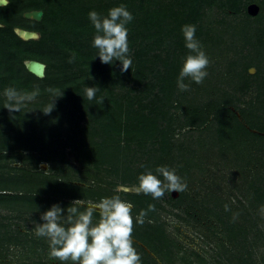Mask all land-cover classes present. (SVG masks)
I'll return each instance as SVG.
<instances>
[{
    "label": "trees",
    "instance_id": "trees-1",
    "mask_svg": "<svg viewBox=\"0 0 264 264\" xmlns=\"http://www.w3.org/2000/svg\"><path fill=\"white\" fill-rule=\"evenodd\" d=\"M134 1H113L107 3L104 8H101L93 5L92 0H9L6 7H0V92L4 93L6 88H15L20 93V97L18 98L29 100L26 101V105L21 104L19 100L17 102L9 101L6 103L5 101L3 102L2 95H0V153L3 154L2 156L0 155L1 188L10 189L12 187L15 190L21 183L25 184V182L21 181V178L18 179L11 176V172L14 171L9 163L13 159V156L10 155L12 152L27 151L29 153L32 151L43 154L39 158L28 156L26 159L17 155L16 159L20 163H24L26 160L30 161V163H35V166L36 163L39 164L41 162L51 163L52 160L44 154L45 147L39 145L43 144L47 139L58 140L63 135L67 136V133L64 134V131L70 134L68 140L71 145H74L76 149H83V155L81 156V153L78 151L79 155H74V158L85 171L86 167L91 164L101 166L108 163L114 156L115 150H119L116 147L117 139L113 134L119 135L124 132L128 135L130 125L135 128V136L130 141L137 140L138 136H141V140H145L146 138L153 137L159 131V126L163 124V122H160L161 120L153 118V115H164L161 112L162 110L157 111L155 109L157 103H159L157 96H151V100L149 101L144 99V95H146L148 89L145 83L143 88L140 84L145 79L140 80L143 64H138L137 66V76L139 77L135 79L134 86L129 91H125L124 95L117 96L114 95V86L111 79L107 77L108 72L105 70L100 72V64L97 66L90 62L93 55L91 54V48H89V40L93 39L96 34L88 19L90 11L95 10L100 12L102 10L106 12L120 4H125L135 17L128 25L129 39H133L135 34L142 35L143 37L145 34V38L153 39V45L158 48L168 46L173 38L175 39L176 37L180 38V42H183L184 37L181 27L185 24H195L197 26L196 36L203 47H205L208 44L210 46L217 38L213 30H204L203 26L201 27L200 25L207 12L220 7L224 9L225 13H238L242 0H174L172 4L175 5H168L167 7H163L160 0H138V4L133 3ZM253 2L260 9L259 16L263 15L264 4L259 0H253ZM34 11H41L43 13L40 22L24 18L26 13ZM16 28L36 32L39 35V39L23 41L15 34L14 30ZM261 32L264 35V32ZM257 42L264 47L263 38ZM131 47L132 44L129 43V48ZM181 47H179V50L183 49ZM186 51L188 53L187 49L179 52L172 50L164 55V58L155 56L156 60H160L168 72L167 77L169 78L168 84L170 88L177 86V77L181 69V54L185 55ZM27 60H34L45 64V77L43 79H38L27 72L24 66V62ZM103 65L105 64L103 63ZM104 74L107 76L104 77ZM91 78L96 80L91 81ZM88 84L98 89L94 98L96 102L94 100L93 105L88 103L84 92L83 86ZM195 84L193 83V86ZM195 87L198 89L197 84ZM36 88L39 89V94L34 99H28ZM198 91L199 89L195 90V92ZM199 92L201 93V91ZM124 99L125 102H122L121 100ZM52 100L55 105L54 109L50 114H44L42 111L51 105ZM230 103L229 100H225L223 104L213 102V104L210 103L202 107H188V112H186V115L189 116L188 121L181 126L199 128L210 125L212 121L217 123L220 155L217 156L218 164L216 165H223V168L230 167L234 169V177L236 178V180L231 178V183L234 184L232 186L233 193L229 197H235L238 204L231 205L229 198L224 200L226 201L224 204L229 209L227 214L235 217L236 220H234L236 221L239 234L246 235V240H250L251 236V247L253 248V251L248 250L246 254L231 255L226 259L230 264H256L254 259V253L256 252L254 249L258 247L256 240L261 239L260 231L256 223L249 221L248 218L245 219L242 215L245 205L238 200V195H241L245 198V201H248L250 189L252 196L256 198L261 197L257 192L258 189H255V185H253L255 183L254 180H250V167L255 165L257 160H259L257 154H259V144L264 140V124L261 125L260 118L252 116L247 110H240L238 114L232 112L229 109ZM17 106L20 109L19 112L11 110ZM90 109L91 111H89ZM89 114H91L92 118L96 117L94 120L95 126L92 129L87 125H82ZM161 119L167 125L164 135H168L169 138L173 137L174 118L170 117L167 120L161 117ZM250 119L255 122H249ZM65 125H69L70 128H65ZM74 128L80 131L81 136H79L80 134L75 135L80 138L72 136L73 130L71 129ZM26 130L31 132L30 139L22 140V134ZM6 132H9V137H14V141L19 145L17 148L5 142L6 137L3 135ZM10 132L13 135H10ZM101 132L107 133L103 143L99 142V135H102ZM32 138L36 140L33 145H30ZM85 141L89 143L86 144ZM252 146H254L253 149ZM230 151L234 157L232 160L231 158L229 160L226 155ZM212 157L214 158L215 156ZM59 162L60 164L62 163L61 161ZM169 163H173L172 159L170 162H167V164ZM181 163H178V170L182 178L198 181L199 178L197 179V175L195 176L193 172L195 167L199 168V170H196L197 174L201 173L200 176H205L204 170L199 167L198 161L196 162L193 157L183 158V162ZM170 168H172L171 165ZM20 171L25 172L24 170ZM30 173L31 171H27L24 176H31ZM83 175L87 176V178L90 176L87 173ZM124 175L127 177L129 171L125 170ZM40 176L43 177L42 174ZM136 182H138L137 185L139 186V181L136 180ZM55 184L43 182L40 185H55L58 188L62 186L58 182ZM76 190L79 191L80 195L74 196V200L85 199L82 189ZM34 192L35 194L32 195L37 197V200L45 201L47 199L37 189ZM121 195H123L124 200L132 202L135 206V210H133L135 215H139L142 210L147 213L145 217L154 220V210H149L150 206H155L150 194L145 195L143 192L141 194L121 192ZM89 197L98 202L106 197V195L97 193ZM5 198L11 200L19 199L12 195H8ZM36 205H38L37 202ZM225 205H222L223 208H225ZM189 210L191 213L188 212V215L195 219L205 209H202L201 206L193 208L189 206ZM254 212L258 213V208ZM95 215L100 216L97 213ZM206 215L212 217L209 212H206ZM178 220L188 223L184 218L178 217ZM259 220L264 221V217H257L256 221ZM154 223L133 228L134 246L137 249L142 251V247H145L155 259L157 258L163 264H175L177 260L183 264H192L193 262L189 257H194V260L199 264L204 263V260L195 252H188L189 254L185 252L180 256L181 250L177 248L176 244L170 242L162 226L157 221ZM246 231L248 234L245 233ZM160 240L162 241L161 246L157 242ZM227 242L230 244L231 235L227 236ZM223 243L221 242L217 246L220 251L225 248ZM11 246L15 249L21 246V242L17 238L1 239L0 262H9L7 260L8 257L13 255V249L10 251ZM169 246L175 247V254L171 252ZM36 247L37 245L32 243L28 248L31 250V253H35ZM261 247L264 248V242ZM49 251V249L45 248L46 257H49ZM143 253L144 255H141L142 264L144 261H147L145 257L146 253ZM150 262H152L151 264H156L154 259H150ZM260 262L264 264V255L260 257ZM47 264H59V261L54 259L49 260Z\"/></svg>",
    "mask_w": 264,
    "mask_h": 264
},
{
    "label": "rangeland",
    "instance_id": "rangeland-1",
    "mask_svg": "<svg viewBox=\"0 0 264 264\" xmlns=\"http://www.w3.org/2000/svg\"><path fill=\"white\" fill-rule=\"evenodd\" d=\"M113 1L118 0H92L93 5L101 8ZM127 1L130 2V0ZM160 1L163 7L175 5L172 4L174 0ZM259 1L264 4V0ZM133 3L138 4V0ZM253 3V0H242L238 13H225L224 9L218 7V9L215 8L207 12L203 18L200 24L201 27L203 26L204 30H213L217 38L210 46L208 44L203 47L210 57V64L207 69L208 76L203 83L197 84L201 93L199 91L195 92V90H198L195 87L196 84L193 86V83L187 78L185 83L190 85L189 90L180 91L177 86L175 87L176 89L170 88L168 84L169 78L167 77L168 72L162 62L155 58V56L164 58V55L172 50H177L178 52L185 50L184 41L180 42L178 37L173 38L168 46L158 48L153 45V39L145 38V34L144 37L135 34L133 39H129L130 35H128V41L132 44L129 49L133 63L127 71H121L122 65L119 61L111 65H103L99 57H96L98 49L92 47L93 39L89 40V48H91V54L93 55L90 62L97 66L100 64V72L103 70L108 72V76L106 73L104 77L107 76L111 79L114 86V95H124L125 91H129L134 86L135 79L139 77L137 76V66L138 64H143L140 80L145 79L140 84L143 88L145 83L148 89L146 95L143 94L144 99L149 101L151 96H157L159 103H157L155 109L157 111L162 110L161 112L164 115L161 116L158 113L160 116L153 115V118L161 120L160 122H163V124L161 123L162 125L158 128L159 131L153 137L145 140H141V136H138L137 140L130 141L135 136V128L130 125L128 135L124 132L119 135L113 134L117 139L116 147L119 150H115L114 156L108 163L101 166L91 164L86 167L85 171L76 159V163H71L69 160L68 156H77L79 155L78 151L82 156L83 149H76L74 145L70 144L68 140L70 134L67 131H64L67 136L63 135L58 140L47 139L43 144L39 145L45 147L44 154L52 160L51 163L41 162L39 164L36 163V166L35 163H30L27 160L24 163H20L16 159L17 155L26 159L28 156L39 158L43 154L32 151L29 153L27 151L12 152L11 154L8 152L13 156V159L9 162L14 170L11 172V176L18 179L21 178V181L25 182V184L21 183L15 190L12 187L8 189L0 186V242L3 238H17L21 242V246L15 249L11 246L10 251L13 249V255L8 257L7 260L9 262L4 261L0 262V264H47L49 260H53L50 256H45V248L49 249L46 239L35 235L36 223H42L40 216L51 205L58 203L65 209L68 206H77L80 212H84L88 207L95 206L99 202L92 200L89 197L90 195L97 193L104 194L106 197L119 195L123 199L121 192L125 191L122 188H139L136 180L138 181L139 175L148 170L154 172L159 166L170 167L171 165L172 168L177 170V174L182 177L178 170V163L183 162V158L189 156L193 157L196 162L198 161V165L204 170L205 176H200L201 173L197 174L196 170H199V168L195 167L193 172L199 180L185 179L183 177V180L187 183V188L183 192H177L175 198L172 197V193L166 192L162 198L153 199L155 205L153 206L154 220L143 216V223L136 224L134 219V228L145 224H155L154 222L157 221L169 237L170 242L176 244L177 248L181 250L180 256L185 252L187 254H189L188 252H195L204 260L203 264H230L226 258L241 253L246 254L248 250L253 249L251 247V236L250 240H246V235L239 234L235 217L227 214V211L222 206L225 205L226 201L224 200L226 198L230 199L231 205L238 203L235 197H229L233 193L232 186L234 184L231 183V178L236 180L234 169L216 165L218 164L217 156L220 155L217 123L212 121L210 125L199 128L181 126L188 121L189 116L186 115L188 107H202L210 103L213 104V102L223 104L225 100L231 102L229 109L232 112L238 114L240 110H247L252 116L260 118L261 125L264 124V47L257 42L262 38L264 39V35L261 32H264V14L259 16L258 13L256 16H249L247 9ZM107 12L108 10L106 12L100 10V13H105V15ZM179 47L183 49L179 50ZM186 54L187 51L185 55L181 54L180 68L183 65ZM91 79V81L96 80ZM86 86L91 87L89 84L83 86L84 92ZM0 95H2L3 102H9L4 93L0 92ZM17 100L24 105L27 104L26 101H29L24 98H17ZM94 100L87 98L88 103L91 105H93ZM121 101L125 102V99ZM121 101L119 102L122 103ZM161 117L167 120L170 117L174 118V135L171 137L172 139L168 135H164L167 125ZM95 118H92L91 114H89L82 125H87L92 129L95 126ZM249 122L255 121L250 119ZM65 126L67 129L70 128L69 125ZM71 130H73L72 136L80 134L78 129L74 128ZM30 134L31 132L26 130L22 134L21 139H30ZM101 134L99 135V142L103 143L107 133L101 132ZM8 135L9 132L3 135L6 137L5 142L17 148L19 145L14 141V137H9ZM10 135L13 134L10 132ZM75 137L77 138L78 136ZM35 140L32 138L30 145H33ZM85 143L89 142L85 141ZM259 145V154H257L259 160L250 167V180H254L255 183L253 185H255V189H258L257 192L261 197L252 196L249 189L248 193L250 196H248V201H245V198L241 195H238V200L245 205L242 215L245 219L248 218L249 221L256 223L259 228L261 239L256 240L258 247L254 249L256 252L254 253V259L256 264H263L260 262V257L264 255V248L261 247L264 242V221H256V218L259 216L261 218L264 217V140ZM253 148L254 146H252ZM0 155L2 156L3 154L0 153ZM226 155L228 159L231 158L232 160L234 158L231 151ZM212 156L215 157L213 158ZM171 159L173 163L167 164ZM59 161L62 163L60 164ZM20 170L25 172L23 173ZM125 170L129 171L127 177L124 175ZM27 171H31V176H24ZM83 172L90 176L87 178V176L83 175ZM34 174L36 175L33 176ZM41 174L43 177L40 176ZM160 178L163 179V177ZM0 182L2 183V179H0ZM43 182H51L53 184L58 182L62 186L58 188V186H55L56 184L54 186L40 185ZM36 189L41 192V195H45V199L47 198L45 201L37 200V197L32 195L35 194L34 191ZM76 189H82L85 199L74 200V196L80 195ZM125 193L141 194L142 192ZM8 195L16 196L19 199L11 200L5 198ZM36 202L39 206L36 205ZM73 202L74 205H71ZM189 206L191 208L201 206L205 210L201 212L199 217L194 219L188 215L191 213L189 212ZM256 207L258 208V213L254 212L257 209ZM133 210H135V206ZM206 212H209L212 217H208ZM96 213L99 214V212ZM133 216L134 218L139 217L134 212ZM178 217L184 218L188 223L178 220ZM99 219L100 216H96L94 213V222ZM245 233L248 234L247 231ZM227 234L231 235L230 244L227 242ZM157 242L161 246L162 241ZM221 242H224L225 248L220 251L217 246ZM32 243L37 245L35 253H31L28 248ZM169 248L171 252L176 253L174 246H169ZM137 251L140 256L144 255L143 252L148 256L145 255L147 261H144L143 264H151L150 259H154L156 264H163L157 258L155 259L145 247H142L143 252L139 249ZM189 259L193 262L192 264H199L194 260V257H189ZM175 264L183 263L177 260Z\"/></svg>",
    "mask_w": 264,
    "mask_h": 264
},
{
    "label": "clouds",
    "instance_id": "clouds-1",
    "mask_svg": "<svg viewBox=\"0 0 264 264\" xmlns=\"http://www.w3.org/2000/svg\"><path fill=\"white\" fill-rule=\"evenodd\" d=\"M8 3L9 0H4L0 6L6 7ZM88 19L96 33L92 40V47L98 49L96 57L109 65L119 61L121 71L131 68L133 60L128 25L135 17L127 6L120 4L113 7L106 15L92 10ZM181 32L188 53L177 77V87L180 91H187L190 85L185 83L186 78L196 84L204 82L208 76L210 57L196 36L195 24L183 25ZM97 91L95 86L85 87L89 100L95 98ZM38 94L39 89L36 88L28 99H34ZM4 95L10 102H17L20 97L15 88H6ZM54 107L52 100L42 112L50 114ZM11 110L19 112L20 109L17 106ZM138 181L140 191L150 194L153 199L162 198L166 192L180 193L187 188L177 170L168 166H159L154 172L148 170L139 175ZM133 207L132 202L121 199L119 195L102 198L84 212H80L77 206L65 209L56 203L41 214L42 223H36L35 235L46 239L50 258L59 261V264H142L141 256L134 247L133 228L134 219L136 223H143L142 217L147 213L142 211L139 217L134 218ZM97 210L100 219L94 222ZM149 210H154L153 206ZM225 210H229L227 205Z\"/></svg>",
    "mask_w": 264,
    "mask_h": 264
},
{
    "label": "water",
    "instance_id": "water-1",
    "mask_svg": "<svg viewBox=\"0 0 264 264\" xmlns=\"http://www.w3.org/2000/svg\"><path fill=\"white\" fill-rule=\"evenodd\" d=\"M4 3V0H0V5H2ZM0 7H4V6H0ZM248 15L249 16H256L260 9L259 7L253 3L251 4L248 9ZM43 13L41 11H34V12H30V13H26L24 15V18L26 19H31L33 21L36 22H40L42 19ZM15 34L17 35L18 38H20L23 41H30V40H38L39 39V35L36 32L33 31H27L24 29H15L14 30ZM24 66L27 70L28 73H30L31 75H33L34 77L38 78V79H43L45 77V64L38 62V61H34V60H27L24 62ZM69 160L71 163H76L75 158L71 155L68 156ZM124 189H127V191L125 192H129V193H140L142 191H140V189L138 187L136 188H122V190L124 191ZM177 195V192H172V197L175 198ZM92 207V206H91ZM98 212V210H97Z\"/></svg>",
    "mask_w": 264,
    "mask_h": 264
}]
</instances>
